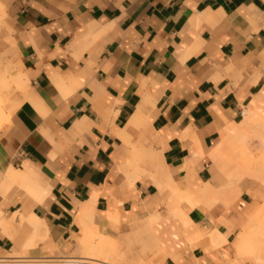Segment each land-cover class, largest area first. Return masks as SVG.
Segmentation results:
<instances>
[{
    "label": "crops",
    "instance_id": "0c3cea01",
    "mask_svg": "<svg viewBox=\"0 0 264 264\" xmlns=\"http://www.w3.org/2000/svg\"><path fill=\"white\" fill-rule=\"evenodd\" d=\"M0 1L16 84L9 117L0 97L1 264L80 254L89 219L153 235L162 264H255L236 241L259 178L228 206L180 193L227 182L210 156L222 129L264 117V0ZM12 169L42 187L4 184Z\"/></svg>",
    "mask_w": 264,
    "mask_h": 264
},
{
    "label": "bare ground",
    "instance_id": "6f19581e",
    "mask_svg": "<svg viewBox=\"0 0 264 264\" xmlns=\"http://www.w3.org/2000/svg\"><path fill=\"white\" fill-rule=\"evenodd\" d=\"M2 6L3 3L0 1V9L2 8ZM2 113L3 112L0 99V123L3 118ZM227 122H229L228 119ZM254 135H257V142L260 143L262 148V152L260 153L259 157L256 156V152L254 153V146H252V144L250 143V140L252 136L254 137ZM221 138V142L216 145L213 151L210 152V156L222 167L228 181L223 183V185L219 188L214 187L210 183H205L195 191H182L180 193L181 197L178 196V198L180 197V200L187 199L192 206L203 204L210 208L220 201L228 206L240 194L241 188L239 186V182L244 177L252 176L264 180L263 174H261L262 176L257 174V171L258 173L264 171V117L261 115V113L249 108L246 111L245 117L239 123H230L226 128L222 129ZM200 153L202 154L201 149ZM135 162L136 161H134V163ZM2 182L8 185L18 182H24L30 188L42 187L37 181L33 180L29 174L15 169H12V171L3 178ZM1 187H3L2 184ZM174 188L178 189L177 187ZM175 199L177 198L175 197ZM87 212L86 215H82L83 219L85 218V216L88 217L89 214H91L89 216L93 215L92 213ZM177 213H179V216L182 217L184 222H186V212L183 209L179 208ZM263 213L264 207L262 208L256 204V206L252 210L251 215L248 216V218L243 222L242 232L239 234L236 241V251L240 255L252 257L255 264H264ZM112 215L113 214H110L111 219H116V217ZM87 219L88 218H86V221ZM154 219V216L150 217L148 226ZM89 221L86 222V233L77 241L78 249L75 251V253L80 254H73L59 258H24L23 260L21 259L19 261H21L22 264H37L41 261L47 263H50L52 261H59L62 264H162V259L157 263L154 257L150 258L147 257V255L145 256V253L154 251L157 247L156 239L153 235L145 237L143 236L140 229H134L126 234L122 239H113L102 235L99 232L97 226H95V228H93V225H90V227L92 228L88 227ZM223 239V237L218 238L219 241ZM218 240L217 242H219ZM135 243H140L139 245H141V253H136L137 255H133L131 253V250L133 249V245ZM219 243L222 244L223 241ZM81 252H83V254ZM163 259L165 260V258ZM4 261L8 262L7 260ZM2 262L0 260V264Z\"/></svg>",
    "mask_w": 264,
    "mask_h": 264
},
{
    "label": "rangeland",
    "instance_id": "374dc122",
    "mask_svg": "<svg viewBox=\"0 0 264 264\" xmlns=\"http://www.w3.org/2000/svg\"><path fill=\"white\" fill-rule=\"evenodd\" d=\"M0 13H1V17H0V97L2 98V103H3L4 109H5L6 113L8 114V117H9V114L14 107V103H12L8 99L7 91L11 88L12 85L15 84L11 80L15 65L11 61L12 27H11V15H10L9 7L6 4L5 5L3 4L2 8L0 9ZM253 134H255V133H253ZM256 137H257V135L256 136L254 135V137L252 136L250 143L252 144V146H254V147L256 146L255 148L253 147L254 153L256 152V156L259 157L260 153L262 152V148H261L260 143L257 142L258 138L256 139ZM144 141H148V139L146 137H144ZM257 174L260 176H262L261 174H263V176H264V171H261V173H258V171H257ZM247 177H250V176H247ZM248 184L250 186H252L253 189L250 191L245 189L243 192H246L247 195L250 196L252 203L257 202V205L263 208L264 207V180L260 179V180L254 181V182L251 181V182H248ZM248 214H250V212H248ZM248 214H247V216H249ZM263 215H264V213H263ZM139 244L140 243H137V244L135 243L133 245V249H132L133 251L131 250V253L133 255H137L141 251L140 250L141 245H139ZM83 252H81V253L83 254ZM150 252H152L153 256L156 255L154 253V251H150ZM145 256H146V253H145ZM150 258H153V257H150ZM37 264H62V263L59 261H52L50 263L41 261V262H38Z\"/></svg>",
    "mask_w": 264,
    "mask_h": 264
}]
</instances>
